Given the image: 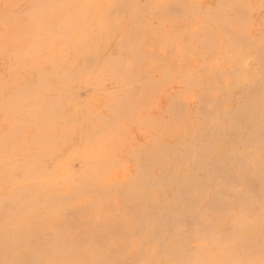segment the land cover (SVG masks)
<instances>
[{
  "label": "rangeland",
  "instance_id": "1",
  "mask_svg": "<svg viewBox=\"0 0 264 264\" xmlns=\"http://www.w3.org/2000/svg\"><path fill=\"white\" fill-rule=\"evenodd\" d=\"M262 204L264 0H0V264L259 261Z\"/></svg>",
  "mask_w": 264,
  "mask_h": 264
},
{
  "label": "snow or ice",
  "instance_id": "2",
  "mask_svg": "<svg viewBox=\"0 0 264 264\" xmlns=\"http://www.w3.org/2000/svg\"><path fill=\"white\" fill-rule=\"evenodd\" d=\"M4 7L7 8H12L14 10H19L23 5L19 4H12V5H4ZM262 208H264V204H262ZM4 264H26V262H20V261H12V262H4ZM39 264H72V262L68 261H42L39 262ZM231 264H264V247L261 249V258L259 261H254V260H249V261H242V260H237V261H232Z\"/></svg>",
  "mask_w": 264,
  "mask_h": 264
},
{
  "label": "bare ground",
  "instance_id": "3",
  "mask_svg": "<svg viewBox=\"0 0 264 264\" xmlns=\"http://www.w3.org/2000/svg\"><path fill=\"white\" fill-rule=\"evenodd\" d=\"M104 11V10H103ZM110 36V35H109ZM53 72V71H52ZM65 74V73H64ZM66 74H67V72H66ZM44 75V74H43ZM70 75V74H69ZM58 77V76H57ZM68 77V76H67ZM65 78V77H64ZM3 79V78H2ZM60 79V78H59ZM68 79V78H67ZM62 80H63V78H62ZM66 80V79H65ZM66 81H69V80H66ZM72 81V80H71ZM70 81V82H71ZM60 83V82H59ZM64 83H65V81H64ZM63 83V84H64ZM58 84V83H57ZM66 84V83H65ZM67 85V84H66ZM60 87H62L61 85H60ZM38 106V105H37ZM11 109V108H10ZM34 110V109H33ZM38 110V109H37ZM35 111H36V109H35ZM31 112V111H30ZM34 112V111H33ZM49 112V111H48ZM42 113V112H41ZM60 114V113H59ZM65 114V113H64ZM34 115V114H33ZM42 115H44V114H42ZM48 115V114H47ZM57 115V114H56ZM50 116V115H49ZM46 117V116H45ZM58 117V116H57ZM33 118V117H32ZM36 118H38L37 116H36ZM47 118V117H46ZM45 118V119H46ZM54 118V117H53ZM74 118V117H73ZM44 119V120H45ZM49 122V121H48ZM87 130V129H86ZM60 144V143H59ZM50 146V145H49ZM34 147V146H33ZM41 147V146H40ZM9 148V147H8ZM24 151V150H23ZM59 151V150H58ZM41 155V154H40ZM18 169V168H17ZM81 171V170H80ZM33 186V185H32ZM27 187V186H26ZM25 188V187H24ZM29 189V188H28ZM27 190V189H26ZM29 190H31V189H29ZM21 191V190H20ZM27 193V192H26ZM23 195V194H22ZM26 197V196H25ZM26 200V199H25ZM20 202V201H19Z\"/></svg>",
  "mask_w": 264,
  "mask_h": 264
}]
</instances>
